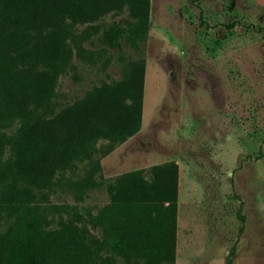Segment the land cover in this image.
Listing matches in <instances>:
<instances>
[{
	"label": "trees",
	"instance_id": "16d2710c",
	"mask_svg": "<svg viewBox=\"0 0 264 264\" xmlns=\"http://www.w3.org/2000/svg\"><path fill=\"white\" fill-rule=\"evenodd\" d=\"M149 11L150 0H0V264L174 262L177 164L106 180L91 149L107 140L104 156L140 128ZM91 38L134 54H119L120 78H100L73 102L56 104L57 75L72 68L73 55L94 65L98 53L108 55L84 48ZM78 163L74 189L104 187L108 201L95 214L51 225L44 190Z\"/></svg>",
	"mask_w": 264,
	"mask_h": 264
},
{
	"label": "rangeland",
	"instance_id": "374dc122",
	"mask_svg": "<svg viewBox=\"0 0 264 264\" xmlns=\"http://www.w3.org/2000/svg\"><path fill=\"white\" fill-rule=\"evenodd\" d=\"M83 47L107 49L97 38ZM143 50L140 128L104 156L107 140L95 141L99 173L107 180L174 161L172 264H225L230 253L232 264H264V0H150ZM122 52L134 54L107 49L105 68L102 52L95 65L73 55L72 68L57 75L56 104L73 102L100 78H120ZM82 172L78 163L44 190L51 225L95 214L108 201L104 187L74 189L71 179Z\"/></svg>",
	"mask_w": 264,
	"mask_h": 264
}]
</instances>
